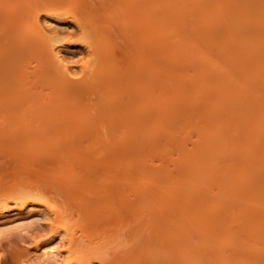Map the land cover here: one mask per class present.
I'll return each instance as SVG.
<instances>
[{"label":"bare ground","instance_id":"1","mask_svg":"<svg viewBox=\"0 0 264 264\" xmlns=\"http://www.w3.org/2000/svg\"><path fill=\"white\" fill-rule=\"evenodd\" d=\"M26 1L0 9V21L25 18L36 52L0 59V141L27 172L55 167L65 205L30 174L16 188L1 177L12 197L0 244L44 221L34 263L20 264H125L111 242L156 221L179 247L174 264H264V0ZM111 4L126 45L112 18H95ZM157 143L172 158L143 165Z\"/></svg>","mask_w":264,"mask_h":264},{"label":"rangeland","instance_id":"2","mask_svg":"<svg viewBox=\"0 0 264 264\" xmlns=\"http://www.w3.org/2000/svg\"><path fill=\"white\" fill-rule=\"evenodd\" d=\"M88 1H90L91 3L94 2V7L97 5H100L99 0H97V1L96 0H88ZM24 3L26 5L28 2L26 0H0V9L3 8L2 10H4V11L16 10L21 5H23ZM95 3H97V5ZM92 6H93V4H92ZM105 6H107V5H105ZM25 8H27V7H25ZM100 9H101V7H100ZM80 12L81 11H79V12L76 11V12H74V14L81 17L82 19H84L83 15H81ZM114 12H115V8L111 4L108 6L107 9L105 8V10L102 9L101 11H98L96 13L95 18H100V20H98V21H101V24L103 22L105 24L109 17H110L109 20L112 18L109 21V22H111L110 24H111V26H113L112 28H114V31H115V35H112L113 36L112 39L115 41V43L122 44L124 42L123 44H125V42H126L125 37H123V35L116 32V30L118 29V25H117V22L114 20V17H113ZM93 16H95V15H93ZM21 18L12 20L13 22L12 21L8 22L9 20H6L7 21L6 22L4 18H2V20L0 21V59H6L9 61H14V63L15 62L26 63V62H29L30 60H33V63H34L35 58H33V57L36 56V52L33 49L31 42H30V39H29V35H28V31H27V24L24 20L25 18L23 17L24 19H22V20H21ZM3 19H4V21H3ZM109 22L107 21V23H109ZM64 25H69V24L65 23ZM71 30L73 31L71 34V41L73 43H71V44H73L72 47H75L76 50H75V48H71L72 50L73 49L74 50L72 51L70 49V51H72V52L76 51V53H78V51L80 52V49L86 50V49H83V48H85V46L80 43L83 38H82V34L79 33L77 27L74 26L73 28H71ZM74 43L76 44V46ZM78 48H79V50H78ZM122 49H123V51H121V49H118V57L120 60L119 68L124 69L126 67L127 63L124 62V57H122V54L126 55L127 50L124 49V46ZM179 129H180V127H179ZM183 132L181 134H184ZM185 132H186V130H185ZM176 133L177 134L179 133L178 130ZM186 134H187V132H186ZM193 134H195V133H193ZM179 135H180V133H179ZM163 136L164 135L162 134L159 136L160 137L159 138L156 135V137L160 140L159 142H161V140L163 141L162 144H164V142H166L165 145H166V148H168L167 147V139L165 137L163 138ZM153 138H155V136L152 137V139ZM157 140L155 139L154 141H157ZM2 142H4V141H0V144ZM5 143L6 142H4L5 148L3 146L2 147L0 146L1 147L0 148V180L3 179L1 177H4L5 181H7V183L5 181H3V182H5V184H7V186L8 185H15V183L18 182L21 177L23 180V176L30 174L31 179H32V181H34V183H36V182L41 183L42 182L44 185L46 183L47 186L42 187V189L45 191V193L49 197V199L51 198L52 200H55V201L57 200L56 201L57 203L54 202L57 205H60L59 203H61V202L64 203V201H62L64 199L62 197L63 195H60V193L57 194L56 193L57 191L55 190V188L53 189V186L55 185V187H56L57 184L53 183L54 184L53 185L52 182H50L52 180L51 176L54 174V172H56V170H55L56 168L52 167L54 170L48 169V170L44 171V173L43 172H38V173L27 172L25 170H27L26 168H27L28 164L24 165V163L21 162L25 166V167L23 166L24 168H22V165L20 164V162L16 161V158L14 157L15 153L13 154V152H11V149L9 150L6 147V146H9V144L5 145ZM155 144H156V142H155ZM162 144H161V146H159V144H158L159 147H157V145L155 147L154 144L146 145V147L144 148V152L142 154V160H143L142 164L143 165L146 166L147 164L148 165L154 164V165L160 166L162 163H164L166 161V160H164L162 155L167 153L166 155H168L169 157L171 156L168 154L167 150H166V153L162 154V152H161L162 148L161 147L164 146ZM12 149L14 150V148H12ZM21 150H22V148H21ZM174 155H175V157L178 156L177 153ZM167 157H165V159ZM171 158H172V156H171ZM18 160H19V158H18ZM114 173L115 172H113V175L111 176V178H114V176H115V178L117 177L116 176L117 173L116 174H114ZM19 174H21V175H19ZM149 175L151 176V174H149ZM147 178H149V177H147ZM24 179L26 180L25 177H24ZM144 180H146V179H144ZM0 183H2V182H0ZM0 185H2V184H0ZM17 186H18V184L16 183L15 188ZM4 187L5 186H3V188ZM57 188L59 189L60 187L57 186ZM5 189H6V187H5ZM7 189H9V187ZM59 191H61V189H59ZM6 192H7V190H6ZM11 197H12V194H9V192L0 194V201L6 200V199L11 198ZM62 203H61V205H62ZM144 204L145 203H143V205ZM64 205H65V203H64ZM29 206H33V204L32 205L30 204ZM150 206H152V205H150ZM33 210L34 209L32 208L30 211L32 212ZM146 211L148 212L149 209ZM148 216L150 217V215H148ZM143 219H144V217H143ZM149 220H150V218H149ZM152 220L153 219H151V221ZM141 221H142V219H141ZM41 222L44 223V221H41ZM143 222H144V220H143ZM145 222H146V220H145ZM154 222L156 223V221H154ZM154 222H152V224L151 223L150 224L153 225ZM43 223L37 224L36 226L34 225L35 227L33 226L34 229L31 231L32 233L29 232L28 234H26V233H24L25 231L24 232L15 231L13 233L10 232L9 234H7L6 237H3L2 242L0 244V257L2 260V264H20V262H22V261H27V263H34V258L36 257V254L33 252L34 249L32 248L33 247L32 241L37 234L40 233L39 235H43V233L45 234L46 232L49 231V225L46 223L45 224H43ZM155 223H154L153 227L150 229H148V227H147L148 225H147L146 228L148 230L145 232H144V229H141L143 231L138 229L137 230L138 234L135 236V238L133 236V233L135 234V232L132 231L131 237L133 236L134 239L129 238V236L125 237L124 239L123 238L121 239V237L120 238L117 237L115 240H113L111 242V244H113V242H117V239L121 240V241L118 240V242H117V243L121 242V244L119 243L120 244L119 246H117L115 243H114V245L118 247V250L121 248L123 249V250L121 249V251H119V252L126 251V252H124V253H126V256H125L126 261H124L123 263H125V264H172L173 263L174 264V263L180 262V260H179V258H180L179 257V255H180L179 251L180 250L178 251V249H179L178 245H174L172 242H174V243H176V242L175 241L171 242V240H173V239H169L170 237H168V235H167V232H169V231L161 232V230L163 229V227H162V229L159 227V224H161V223L157 222L158 226ZM133 224H135V223H133ZM143 224L146 225L148 223H143ZM139 227H137V228H139ZM141 227L145 228V226H141ZM155 227L158 229H161V230L155 231ZM126 228L128 229V225ZM132 229H134L133 225H132ZM165 229L166 228H164V230ZM95 231H97L98 234L100 233V231H98V230H95ZM127 235H129V234H127ZM32 236H34V237H32ZM129 239H131V240H129ZM111 244H109V245L111 246ZM109 249H111V247ZM113 251H115L114 248H113ZM111 252H112V250H111ZM111 252H110V254H111ZM119 254L120 253H118V255ZM107 255L109 256V254H107ZM119 256H121V255H119ZM111 257H112V254H111ZM109 258H110V256H109ZM119 258L121 259V257H119ZM122 258H124V257H122ZM106 260H109V259H106ZM112 261H114V260H112ZM116 263H118V262L116 261ZM121 263H122V261H121Z\"/></svg>","mask_w":264,"mask_h":264}]
</instances>
